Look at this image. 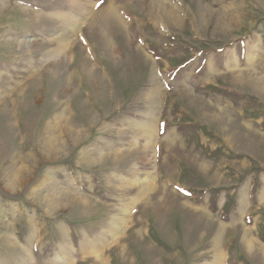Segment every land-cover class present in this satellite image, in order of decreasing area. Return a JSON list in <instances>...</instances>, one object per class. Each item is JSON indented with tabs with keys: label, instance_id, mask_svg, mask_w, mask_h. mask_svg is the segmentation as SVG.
<instances>
[{
	"label": "rangeland",
	"instance_id": "374dc122",
	"mask_svg": "<svg viewBox=\"0 0 264 264\" xmlns=\"http://www.w3.org/2000/svg\"><path fill=\"white\" fill-rule=\"evenodd\" d=\"M0 0V264H264V0Z\"/></svg>",
	"mask_w": 264,
	"mask_h": 264
},
{
	"label": "bare ground",
	"instance_id": "6f19581e",
	"mask_svg": "<svg viewBox=\"0 0 264 264\" xmlns=\"http://www.w3.org/2000/svg\"><path fill=\"white\" fill-rule=\"evenodd\" d=\"M120 13L117 12L114 0H110L106 6H104L98 12L97 21L99 31L105 37H108L109 31H117L119 33L123 29V21Z\"/></svg>",
	"mask_w": 264,
	"mask_h": 264
},
{
	"label": "snow or ice",
	"instance_id": "6c2138e0",
	"mask_svg": "<svg viewBox=\"0 0 264 264\" xmlns=\"http://www.w3.org/2000/svg\"><path fill=\"white\" fill-rule=\"evenodd\" d=\"M101 3H103V0H101Z\"/></svg>",
	"mask_w": 264,
	"mask_h": 264
}]
</instances>
